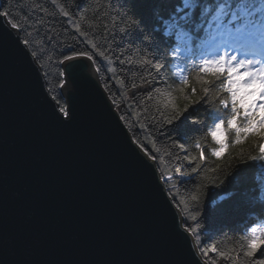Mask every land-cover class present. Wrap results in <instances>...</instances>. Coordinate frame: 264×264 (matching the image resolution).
Listing matches in <instances>:
<instances>
[{
  "label": "water",
  "instance_id": "1",
  "mask_svg": "<svg viewBox=\"0 0 264 264\" xmlns=\"http://www.w3.org/2000/svg\"><path fill=\"white\" fill-rule=\"evenodd\" d=\"M65 79L68 117L0 23V264H208L93 60Z\"/></svg>",
  "mask_w": 264,
  "mask_h": 264
},
{
  "label": "snow or ice",
  "instance_id": "2",
  "mask_svg": "<svg viewBox=\"0 0 264 264\" xmlns=\"http://www.w3.org/2000/svg\"><path fill=\"white\" fill-rule=\"evenodd\" d=\"M55 2L56 0H51V3L55 4ZM86 2L87 0H77L73 8L80 9ZM136 3L137 0H110V7L115 8V16L118 18L117 24L122 23L124 26L114 25L113 30L105 25L100 45L89 39L87 32L80 31L79 22L72 26L79 33V37L84 38L83 42L90 45L100 57H104L106 62L111 63L112 61H109L101 48H106L111 52L115 63L123 70L122 74L129 69L144 73L140 78V84L133 83V88L156 84L168 86L170 69L178 68L173 61L181 60L182 56L188 53L194 55L195 42V48L200 52L196 78L209 85L202 89V95L198 94L195 87H189V78L183 76L178 70L177 75L180 76L181 86L176 89L177 95L174 98L172 92L159 93L158 88L152 87L147 96L138 102L145 104L142 113H136L137 116L145 117V123L139 124V128H155L157 133L163 135L169 126L177 128L178 123H183L181 118H190L192 123L199 124L200 120L197 117H185V113L190 108L195 111L194 106L203 103V110L207 114V119L211 121V127L205 125V128L215 144V147L211 148V156L216 161H222L230 152L232 145H241L250 136L264 141V0H259V6H257V0H235V3L234 0H181L182 6H177L168 12L160 7L162 0H156L157 7L154 9L151 23L145 22L143 15L136 8ZM197 9H199L198 16L196 15ZM36 10L41 14L47 11L39 4ZM61 11L64 17L70 16L69 11H65L63 7ZM80 19L83 20V16ZM4 21H7V26L16 36L17 42L24 46V50L42 71L43 64L39 63L41 57L36 51L31 50L30 40L16 35L17 32L31 35L28 28L32 25L22 26L21 23L15 22L16 17L9 10H3V5H0V23ZM35 24L37 25L36 34L39 35L44 21L36 19ZM173 33H175L174 40L172 39ZM53 38L54 34L45 33L46 43ZM81 42L77 39L72 44L59 46L61 50L67 48L70 52V54H63L61 51L62 59L58 62V67L61 69L59 73L61 90L66 83L65 77L71 75V71L76 64L81 62V58H87L88 61L94 60L91 51H76ZM132 51H138L143 59L139 62L126 59ZM105 70L112 71L107 66ZM96 71L99 72L100 69L97 68ZM206 77L214 78L215 82L207 80ZM210 88L215 91L210 92ZM153 92L167 97L163 108L158 107L155 112H152L151 106L146 103L154 99ZM52 99L57 100L56 96H52ZM181 99H183V105L179 106L177 101ZM56 106L63 117L69 116V108L66 105L59 106L57 102ZM225 113H230L226 119L224 118ZM120 119L126 120V117L122 116ZM128 126L132 128L131 123ZM229 133L234 136L231 142ZM155 143L153 141V146ZM173 143L180 150H185L183 143L175 140ZM256 147L258 155L245 156L241 150L233 157L238 164L228 176H235L241 167L251 163L258 164L260 171L264 173V143H258ZM195 148L199 150L198 155L190 158L184 157L185 160H189V163L196 162L191 172L200 174L203 179L209 180L211 186L220 188L228 176L224 180H219L218 177L213 180L211 176L201 173V164L206 160L205 148L199 142L195 144ZM150 158L154 163L162 162L155 154H152ZM177 159L179 160L180 157L178 156ZM220 167L221 165L217 163L215 168H209L208 171L215 173ZM181 175L183 177L188 174L182 173ZM163 179L165 183H168L173 179V175L163 176ZM257 180H260V176H257ZM200 187L199 184L196 186L197 192ZM168 192L175 197L176 193L172 188H169ZM232 194L231 192L225 193L219 197V200L223 201ZM259 199L264 204V188H261ZM191 200L195 203L198 215L191 216L190 220L199 224L203 217L200 196L193 192ZM182 202L181 200L180 203ZM180 203L176 205L178 208H180ZM188 207L185 203L180 211L185 213ZM184 218L189 219L187 215ZM184 231L189 233V236L195 234L194 256L207 257L211 252L222 258L227 257L231 264H264V251H261L264 249V224L252 223L241 230L245 234L243 243L240 244V251L236 250L235 243H233V247L228 251H218L216 245L212 244L210 248L202 247L201 253H197L196 247L201 246L203 228L190 229L184 226ZM203 243H207V237ZM258 251H261L262 258H256ZM241 254L243 259H241ZM200 264L203 262L200 261Z\"/></svg>",
  "mask_w": 264,
  "mask_h": 264
},
{
  "label": "trees",
  "instance_id": "3",
  "mask_svg": "<svg viewBox=\"0 0 264 264\" xmlns=\"http://www.w3.org/2000/svg\"><path fill=\"white\" fill-rule=\"evenodd\" d=\"M76 2L77 0H56L55 4H53L51 0H0V5H3V10H9L16 17L15 22L21 23L22 26L32 25V27L28 28V32L31 35L21 33V36L22 38L30 40L31 50L36 51L41 57L39 63L43 64V73L48 89L53 96H56L60 106H65L66 102L60 92L61 78L59 73L61 69L58 67V62L62 59L61 51L63 54H70V52L67 48L61 50L59 46L72 44L77 39L82 41L76 48V51L92 52L95 67L96 69H100L98 74L102 84L120 116L126 117L127 122L126 120L123 121L130 130L134 140L140 146L143 144L142 148L147 150L146 152L150 157L152 154H155L158 160L162 161L161 163H157V165L163 176L173 175V179L165 184L167 190L172 188L173 192L176 193L175 197L170 194L176 205L182 200L183 202L180 203V208H183L185 203L189 206L186 212L182 213L183 217L185 215L189 217V219L184 218V226L190 229L197 227L203 228L201 246H198L200 253L202 247L210 248L212 244L216 245L218 251H228L233 247V243H235L236 250L240 251V244L243 243V236L245 234L241 230L250 226L252 223L264 224V204L259 199L261 188H264V173L260 171L258 164L251 163L241 167L235 176H228V174L238 164V161L233 159L234 156L241 150H243L245 156L249 154L258 155L256 145L258 143H264V141L250 136L241 145H232L230 152L222 161H216L211 156V148L215 147V144L205 128V125L211 127V121L207 119V114L203 110V103L194 106L195 111L190 108L185 113V117H197L200 120L199 124L192 123L190 118H181L183 123H178L177 128L169 126V129L163 135L157 133L155 128L140 129L139 124L145 123V117L143 115L137 116L136 113H142L145 104L138 102L147 96L152 87L158 88L159 93L172 92L174 98L177 95L176 89L181 86L180 76L177 75L178 70L183 76L189 78V87H195L198 94L202 95V89L209 87L208 84L202 83L196 78L200 52L196 50L195 42L193 48L194 55L188 53L182 56L181 60L173 61V64L177 65L178 68L173 67L170 69L168 86L156 84L153 86L143 85L133 88V83L140 84V78L144 73L129 69L122 74L123 70L115 63V58L111 52L106 48H101L105 52V56L109 58V61H112L109 63L106 62L104 57H100L95 50H92L90 45L83 42L84 38L79 37V33L72 26L74 23L79 22L81 24L80 31L87 32L88 38L100 45L103 39L105 25L109 29H113L114 25H117V27L124 26L122 23L117 24L118 18L115 16V8L110 7V0H87L86 3L82 4L80 9L73 8ZM37 4L47 11L42 14L38 13L36 10ZM177 6H182L181 0H162L160 4V7L165 12L171 11ZM257 6H259V0H257ZM61 7L65 11H69V17L63 16ZM156 7V0H137L136 3V8L143 15L146 23L152 22ZM196 15H199V9H197ZM81 16H83V20L80 19ZM36 19L44 21V26L39 35L35 31L37 27L35 24ZM201 31L203 32V28ZM45 33L49 35L54 34V38L46 43ZM174 38L175 33H173L172 39L174 40ZM126 59L139 62L143 57L138 51H132ZM106 66L112 69V71H106ZM206 79L215 82L212 77H206ZM114 80L115 83H113ZM106 84L108 85L107 87ZM214 91L215 89L210 88V92ZM159 93L153 92L154 99L152 101H146L151 106L152 112H155L158 107L163 108L167 100L166 96L160 95ZM177 104L182 106L183 99L178 100ZM129 113L132 114L129 115ZM228 115L230 113H225L224 118L226 119ZM129 123L132 124L131 129L128 126ZM229 136L231 142L234 136L231 133H229ZM173 140L183 143L185 150H180L173 143ZM153 141L156 142L155 146H153ZM197 142L205 148L206 160L201 164V173L211 176L213 180H216L217 177L219 180H224L228 176V179L225 180V183L220 188L211 186L209 180L203 179L200 174L192 173L191 168L195 167L196 162L189 163V160L184 159L185 156L190 158L191 156L199 154V150L195 148ZM157 149L159 150L158 152ZM178 156L180 157L179 160L177 159ZM217 163L221 167L215 173L209 172L208 169L215 168ZM182 173H187L188 175L182 177ZM257 176H260L259 181L257 180ZM198 184L201 187L197 192L196 186ZM205 185H208V187H204ZM193 192H196L200 196V205L203 208V217L199 224L190 220L191 216L198 215L195 210V203L191 200ZM229 192L233 193L229 198L223 201L219 200L221 195ZM213 201H215L214 204ZM193 235L195 236V234ZM206 237L207 243H203ZM261 251H264V249H261ZM261 251L257 252L256 258H262ZM203 258L208 264H231V261L227 257L222 258L218 254H212L211 252H209L207 257ZM241 259H243L242 254Z\"/></svg>",
  "mask_w": 264,
  "mask_h": 264
}]
</instances>
